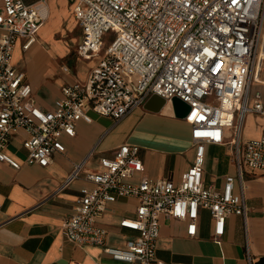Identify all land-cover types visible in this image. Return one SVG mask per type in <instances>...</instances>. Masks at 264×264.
Returning a JSON list of instances; mask_svg holds the SVG:
<instances>
[{
    "label": "built area",
    "instance_id": "2783aa9c",
    "mask_svg": "<svg viewBox=\"0 0 264 264\" xmlns=\"http://www.w3.org/2000/svg\"><path fill=\"white\" fill-rule=\"evenodd\" d=\"M69 1L81 29L78 54L102 56L84 84L65 86L56 108L45 110L25 73L13 65V54L20 38L25 50L36 42L48 19L47 0H0V163L22 166L8 152L22 130L24 162L47 166L65 151L63 137L75 136L77 122L92 120L89 111L120 120L152 94L167 102L180 98L189 108L185 120L196 151L179 182L147 177L139 146L124 143L100 156L99 168L84 171L85 161L77 163L59 190L81 176L92 183L80 190L75 212L62 223L73 243L100 246L129 264H187L157 258L162 220L185 221L187 234L195 236L201 211L208 210L214 239H220L230 215H248L245 175L264 174V129L257 138H243L246 116H264L263 93L255 89L264 84V0ZM109 30L115 37L104 47ZM212 144L230 150L236 165V175L226 174L221 186L205 179ZM137 173L142 176L134 182ZM123 197L139 201L136 217L122 220L137 234L123 246H109L99 219Z\"/></svg>",
    "mask_w": 264,
    "mask_h": 264
},
{
    "label": "crops",
    "instance_id": "0c3cea01",
    "mask_svg": "<svg viewBox=\"0 0 264 264\" xmlns=\"http://www.w3.org/2000/svg\"><path fill=\"white\" fill-rule=\"evenodd\" d=\"M24 1L30 4L36 0ZM47 5L48 19L39 29L36 42L25 50V40L20 38L14 49L13 65L25 73L38 106L54 110L64 96L63 88L84 84L102 54L89 58L78 54L81 34L69 0H47ZM73 51L77 56L71 55ZM64 66L69 70L65 71ZM255 89H260L264 98V84L255 85ZM164 108L152 112L144 109L143 104L120 120L89 111L92 120L77 122L75 136L63 137L65 151L56 152L47 166L24 162L27 152L22 143L27 133L22 130L16 134L8 152L22 166L14 168L0 163V264H129L113 259L100 246L77 245L67 238L63 220L75 212L80 190L91 188L92 183L81 176L68 188H59L77 163L85 161L84 171L99 168V157L112 155L124 143L139 146L147 177H167L179 182L194 161L196 145L191 124L177 116L174 108V113H166ZM263 129L264 116L249 113L243 138H257ZM222 150L231 161L214 156L211 163V152ZM230 153L223 145L207 146V182L221 186L226 174L236 175ZM209 162L214 167L211 172ZM141 176L137 173L133 181L138 182ZM245 184L249 207L246 218L230 215L224 235L217 240L208 210L201 211L195 236L187 234V222L163 219L157 258L166 263L264 264V174L247 173ZM138 204L135 197H123L108 205L99 219L108 232L107 245L123 246L137 234L135 229L122 226V220L135 218Z\"/></svg>",
    "mask_w": 264,
    "mask_h": 264
},
{
    "label": "water",
    "instance_id": "95a60500",
    "mask_svg": "<svg viewBox=\"0 0 264 264\" xmlns=\"http://www.w3.org/2000/svg\"><path fill=\"white\" fill-rule=\"evenodd\" d=\"M167 100L158 94H152L144 103V109L152 112H160ZM173 108L177 116L185 118L188 113V105L178 97L172 99Z\"/></svg>",
    "mask_w": 264,
    "mask_h": 264
},
{
    "label": "rangeland",
    "instance_id": "374dc122",
    "mask_svg": "<svg viewBox=\"0 0 264 264\" xmlns=\"http://www.w3.org/2000/svg\"><path fill=\"white\" fill-rule=\"evenodd\" d=\"M78 29V32L81 34V30H80V28L78 27L77 28ZM114 37H115V31L114 30H109L106 34H105V39H104V42H103V44H104V47H107L109 44H111L112 43V41H113V39H114ZM31 55H33V54H31ZM72 56L73 55H75V56H77L76 55V52L75 51H73L72 52V54H71ZM245 123H246V118H245ZM214 156H222L224 159H226V160H228V161H231V157H229L227 154H226V152H225V150H222L221 152H217V151H212L211 152V154H210V162L212 163L215 159L213 158ZM209 162V172H211L212 170H213V166L211 165V163ZM246 176V175H245Z\"/></svg>",
    "mask_w": 264,
    "mask_h": 264
},
{
    "label": "bare ground",
    "instance_id": "6f19581e",
    "mask_svg": "<svg viewBox=\"0 0 264 264\" xmlns=\"http://www.w3.org/2000/svg\"><path fill=\"white\" fill-rule=\"evenodd\" d=\"M165 106H166V109L164 108V112H166V113H174L172 100H169V101L166 103ZM165 106H164V107H165Z\"/></svg>",
    "mask_w": 264,
    "mask_h": 264
}]
</instances>
